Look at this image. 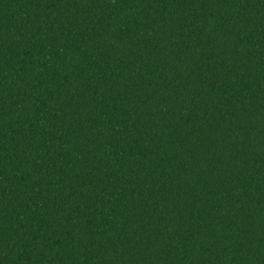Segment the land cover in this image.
Listing matches in <instances>:
<instances>
[{
    "label": "trees",
    "instance_id": "obj_1",
    "mask_svg": "<svg viewBox=\"0 0 264 264\" xmlns=\"http://www.w3.org/2000/svg\"><path fill=\"white\" fill-rule=\"evenodd\" d=\"M0 264H264V0H0Z\"/></svg>",
    "mask_w": 264,
    "mask_h": 264
}]
</instances>
